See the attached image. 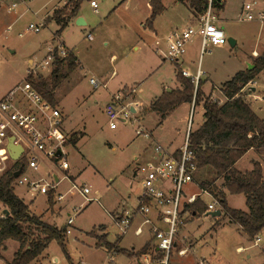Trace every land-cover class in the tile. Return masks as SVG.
Masks as SVG:
<instances>
[{
	"label": "rangeland",
	"instance_id": "1",
	"mask_svg": "<svg viewBox=\"0 0 264 264\" xmlns=\"http://www.w3.org/2000/svg\"><path fill=\"white\" fill-rule=\"evenodd\" d=\"M14 1L16 0H0V97L26 80L30 72L36 79L42 76L49 80L53 65L45 68H37V65L47 58L50 47L59 46L62 41L79 56L87 72L77 66L78 69L70 80L64 79L54 93L55 104L63 107L67 114L65 130L79 131L76 132L79 133V138L66 147L70 168L54 171L57 176L58 172L67 175V179H63L53 189V202L49 203V194L33 197L24 186L12 183L15 193L29 205L30 212L41 216L47 223H56L62 227L67 225L70 214L74 218V223L67 226L71 232L66 233L68 254L72 262L60 244L53 240L38 264H106L109 252L100 243L105 240L119 243V236H123L122 245L127 248L119 244L123 248L121 252L115 248L111 251L129 257L117 255V263H130L136 257L133 253L137 250L134 249L140 248L149 234L136 235L134 225L126 233H122L116 212L136 203L144 177V171H139V166L153 159L157 140L179 147L184 142L190 116L194 129L203 118L202 110L198 106L191 109L189 104L182 103L154 131L156 139L138 135L136 132L138 121L135 116L150 130L160 124V114L156 112L151 115L155 111L146 106L159 94L161 87L175 86L177 82L176 63L170 59H167L165 66L153 71L157 60L162 59L160 54L167 51L165 41L157 38L153 29L156 25L163 29L171 26L184 29L189 15L187 8L182 5L170 8L166 14L164 10L156 17L152 28L134 22L135 19L129 17L130 11L119 5L121 0H97V11L90 1H84L80 14L87 23L79 25L74 20L60 34H56L59 25L50 19L57 8L62 9L67 5L68 0H31L29 5L19 1L18 7L10 10ZM250 1L253 0H227V11L221 13V16L229 19L221 27L228 39L237 38L238 42L234 46L227 42L221 47H211V51L202 55L201 63L204 70L208 71L205 77L209 78L204 88L208 91L213 84L228 80L238 70L248 69V62L254 66L255 59L264 54V20L259 17V12L264 8V0H257L253 11L254 19L237 20L244 2ZM199 19L198 14L192 16L196 23ZM44 20L46 24L40 32L27 29L30 23H42ZM10 25L12 28L8 30ZM89 32L92 33V38L88 37ZM199 43L200 41L192 47L187 44L186 53L183 55L186 60H194L195 65L199 61ZM135 44L139 45L138 49L134 48ZM91 77L101 80L106 86L95 87L90 83ZM137 82L141 83V88L137 89L136 96L146 106L141 105L132 119L121 122L115 129L111 128L105 113L107 103L118 91L125 94L127 103L131 102L130 88L122 87L135 86ZM253 87L257 90H253ZM220 88L221 85L211 92L212 98L225 99ZM247 89L250 92L246 94L249 101L261 96L259 100L253 101L252 106L264 118V69L247 85ZM137 155L139 157L135 159ZM49 173L51 164L43 161L37 171L30 170L28 175L33 177L39 174L48 180ZM214 176L213 171L204 168L197 178L199 181L213 180ZM70 180L89 186L88 196L85 198L77 191H69ZM187 188L195 190L196 185L190 184ZM60 193H66L61 201L58 200ZM206 200L209 201V197ZM229 201L238 208L247 207L243 194L230 195ZM75 207H81V210L76 212ZM5 208L0 203V217L2 209ZM212 220L203 218L199 232L207 231ZM212 233L214 238H207L196 251L200 258H207L211 264H264L263 243L261 242V246L255 245V240L238 229L236 223H226ZM261 233L264 234V229L259 232L260 235ZM208 236H211V231ZM7 245L5 251L0 246V254L4 252L5 257L10 258L19 242L10 239ZM239 246L245 248L239 251ZM179 257L177 249L173 250L171 264H181ZM188 257L193 256L189 253ZM0 264H3L1 256Z\"/></svg>",
	"mask_w": 264,
	"mask_h": 264
},
{
	"label": "built area",
	"instance_id": "2",
	"mask_svg": "<svg viewBox=\"0 0 264 264\" xmlns=\"http://www.w3.org/2000/svg\"><path fill=\"white\" fill-rule=\"evenodd\" d=\"M19 1L29 5L31 0H16L9 9H16ZM256 3L257 0L244 2L243 19L255 18L253 11ZM90 4L96 11L98 10L97 0H90ZM259 17L264 20V8L259 12ZM217 21L216 7L213 0H209L206 11L195 25L182 30L175 29L171 33L166 58L178 63L194 36L201 37V56L211 51L212 46L229 42L224 29ZM45 24L46 20L42 23H30L27 29L37 33ZM11 28L10 25L8 30ZM70 52L62 42L59 46L50 47L47 58L41 61L37 68L53 65L57 56L66 57ZM179 70L190 78L196 87L198 86L203 74L200 67L195 74L185 69ZM90 83L95 87L106 86V83L94 77L90 78ZM132 107L136 110L133 111ZM139 107L140 105L127 103L122 91L113 94L105 107L110 127L115 129L121 122L132 119ZM135 118L138 121L137 134L153 137L152 131L147 129L140 119L136 116ZM64 123L65 117L59 105L44 98L31 80L26 78L8 90L0 97V176L22 168L13 184L24 186L33 197L38 194H49L52 189L57 188L63 179H67V175L58 172L57 176L54 171L56 169L65 171L70 168L66 147L72 143L74 135L65 130ZM192 123L190 116L184 142L179 149L172 151L156 142L153 159L139 166V171H144V177L136 203L130 208L116 212L117 223L122 233H126L134 225L136 235L149 234L148 251L127 264H171L173 250L177 249L180 256L186 255L190 250V245L183 243L179 247L178 240L183 228L196 217L192 205L209 197L204 212L222 210L219 201L208 189L200 187L197 191H192L187 188V185L195 181L199 170L197 152L191 145ZM11 144L22 147L18 159L12 157ZM43 161H49L51 164L48 180L39 174L33 177L28 175L30 170L37 171ZM69 191H77L86 198L90 193V187L71 181ZM65 196L66 193H60L58 200L61 201ZM74 210L79 212L81 207H75ZM73 222L74 218L70 214L67 225ZM67 233H70L68 227ZM254 240L255 245H259L263 238L258 234ZM116 254L117 252H112L106 264H122L116 262ZM200 263L204 264L205 261L202 259Z\"/></svg>",
	"mask_w": 264,
	"mask_h": 264
},
{
	"label": "trees",
	"instance_id": "3",
	"mask_svg": "<svg viewBox=\"0 0 264 264\" xmlns=\"http://www.w3.org/2000/svg\"><path fill=\"white\" fill-rule=\"evenodd\" d=\"M84 1L89 0H68L67 5L62 9H56L50 19L55 20L59 25L56 34H60L79 14ZM177 1L186 4L194 15L198 14L201 17L206 11L209 0ZM213 3L217 10H222L225 5L222 0H213ZM150 5L152 13L144 25L153 28L154 20L163 13L165 5L163 0H150ZM77 66L78 58L75 53L70 52L66 57H56L49 80L42 76L36 79L32 73L28 74L27 79L32 81L44 98L55 104L56 89ZM263 69L264 54L255 59L253 68L240 70L231 79L223 82L220 90L226 98L225 101L204 96L201 81L196 87L190 78L177 69V78L183 84V88L164 91L150 105V110L160 114L162 122L182 103L203 102L204 122L200 127L192 130L191 145L197 152L199 167H210L215 176L213 180L202 181L201 186L208 189L219 201L223 211L220 218L228 217L232 222L239 224L252 239L264 229L263 168L259 161H254L252 170L242 172L236 167V162L250 149L264 153V118L257 114L246 97V94L250 93L247 85L254 81ZM76 136L73 135L72 143L77 141ZM219 178L223 179L221 187L216 184ZM14 180L12 171L0 176V203L9 210L7 216L0 217V245L7 239H15L20 243L10 264H30L53 240L60 244L72 262L68 254L67 227L47 223L41 216L32 214L29 205L15 193L12 185ZM224 188L233 194H244L248 211L230 207ZM53 197L52 189L49 193V202H53ZM192 207L196 216H200L207 204L198 201ZM101 242L100 245L108 250L112 248L119 252L123 250L117 242L109 240ZM147 247L148 245L134 252V256L145 253Z\"/></svg>",
	"mask_w": 264,
	"mask_h": 264
},
{
	"label": "crops",
	"instance_id": "4",
	"mask_svg": "<svg viewBox=\"0 0 264 264\" xmlns=\"http://www.w3.org/2000/svg\"><path fill=\"white\" fill-rule=\"evenodd\" d=\"M65 1V0H64ZM90 1V0H89ZM222 1H224V3H225V5H224V8L222 9V10H217L216 9V14H217V18H218V24L220 25V26H223L224 25V21L225 20H228L229 18H226L225 16H221V13H223V12H226L227 11V0H222ZM163 3H164V5H165V14L168 12V10L170 9V8H178V7H180L181 5L182 6H184V7H186L187 8V11H188V13H189V15H188V18H187V26H185L184 28H187V27H189V26H191V25H195L196 24V22H194L193 20H192V16L194 15L193 13H192V11L190 10V8L186 5V4H184V3H180V2H178L177 0H163ZM119 5H122V7L123 8H126L128 11H130L129 13H130V16L129 17H132V18H134L135 19V21L134 22H140V23H142V25L143 26H145L144 24H145V21L150 17V15H151V13H152V7H151V5H150V0H121L120 2H119ZM244 5V4H243ZM243 5H242V7H241V10H240V12H239V15H238V17H237V20L238 21H241V20H246V19H243V16H244V12H243ZM142 6V7H141ZM116 7H118V6H115V8ZM114 8V9H115ZM79 17H82V19L85 21L84 22V24H79V25H85L87 22H86V20L84 19V17L83 16H81V14H80V11H79V14L76 16V17H74L71 21H70V23L71 22H73L74 20H78V18ZM158 20V19H157ZM157 22V21H156ZM69 23V24H70ZM68 24V25H69ZM78 24V23H77ZM172 28V30H170ZM175 29H178L177 27H169V28H167V29H163L162 27H158L157 25L155 26V28L153 29L154 30V32H155V36L157 37V38H159V39H161V41L162 40H164L165 41V43H166V50H167V47H168V40H169V36L171 35V33L175 30ZM89 33H90V35H89ZM88 33V37L89 38H92V33L91 32H89ZM234 37H237V36H234ZM235 41H236V43H235V45L237 44V42H238V40H237V38H233ZM159 41V40H158ZM163 41V42H164ZM200 41V45H199V61H198V63H197V65H195L194 64V60H186V58L185 57H182V59L178 62V63H176L175 64V73H176V85L175 86H167V87H165V86H163V87H161L160 88V92H159V94H157L152 100H151V102H150V104H149V106H146L141 100H139V98H137V96H136V93H137V89L139 90L140 88H141V86H140V82H137L136 83V85L135 86H129V85H124L122 88H124V87H128V88H130V91H129V93L132 95L131 96V103H133V105H140V107H141V105L143 106H146V107H150V105L154 102V101H156L163 93H164V91H169L168 89H170V90H172V89H182L183 88V84L178 80V78H177V73H178V70L177 69H185V70H187V71H189L190 73H193V74H195L196 72H197V70H198V68L200 67V69L202 70V72H203V74L201 75V77H200V81H201V90H202V92H203V94H204V96H211L210 94H211V92L212 91H216L217 90V87H219V85H222V83L223 82H225V81H223V82H221V83H219V84H213V86H212V89L211 90H206L204 87H205V84H206V81L209 79L208 78V76L207 77H205L206 75L205 74H208V71L207 70H204V67H203V64L201 63V55H200V49H201V37L200 36H194L193 37V39H192V41H190L188 44H189V46L190 47H192L194 44H196L197 42H199ZM62 43H64V45H65V47L69 50V51H71V52H73L74 53V51H72L69 47H67L66 46V44H65V42L64 41H62ZM225 45V44H224ZM221 46H223V45H216V47H221ZM212 47H215V46H212ZM134 48L135 49H138L139 48V45L138 44H135L134 45ZM164 49V48H163ZM163 51V50H162ZM162 53V52H161ZM167 53V51H163V54H160V56L162 57V61L161 60H157V62H156V64H155V68H154V70L153 71H156V70H158V69H160V68H162L163 66H165L166 64H167V58H166V54ZM76 54V53H75ZM76 56H77V58H78V67H82L84 70H85V64L83 65V63H82V61L80 60V58H79V56L76 54ZM181 62V63H180ZM182 63H183V65H182ZM250 62H248V64H249ZM78 67L66 78V80L65 81H69L70 80V78L72 77V75L77 71V69H78ZM152 69V68H151ZM246 68H242V69H240V70H245ZM240 70H238V71H240ZM237 71V72H238ZM85 72H86V70H85ZM236 72V73H237ZM87 73V72H86ZM235 73V74H236ZM234 74V75H235ZM233 75V76H234ZM232 76V77H233ZM231 77V78H232ZM231 78H229V79H231ZM228 79V80H229ZM64 81V82H65ZM227 81V80H226ZM255 90H257L256 88H254ZM222 93V92H221ZM5 94V93H4ZM3 94V95H4ZM115 94V93H114ZM225 97V96H224ZM224 97H221V98H224ZM260 97L261 96H258V97H256V98H254L253 99V101H255V100H259L260 99ZM226 99V98H225ZM225 99H220L221 101H225ZM248 99V98H247ZM253 101L251 100L250 101V103H251V106H252V103H253ZM186 104H189L190 106H191V109L195 106V108L198 106L201 110H202V120H201V122H199L198 123V126L195 128V129H197L198 127H200L201 125H202V123L204 122V106H203V102H201L200 104H196L195 103V101H193L192 103H190V102H185ZM61 108V110L63 111V114H64V117H65V121H66V117H67V114H66V112H65V110H64V108L63 107H60ZM252 108H253V106H252ZM254 109V108H253ZM156 112H153V113H151V115L152 114H155ZM258 114V113H257ZM159 115V114H158ZM157 115V116H158ZM170 114H168L167 115V117L169 116ZM166 117V118H167ZM165 118V119H166ZM263 118V117H262ZM189 120V119H188ZM164 121V120H163ZM163 121L161 122L160 121V124H158V126L157 127H155V128H151V130H153V137H154V139H156V137H155V134H154V131L159 127V126H162L163 125ZM193 124H194V122L192 123V130H195L194 128H193ZM188 125V124H187ZM186 129H187V127H186ZM76 132H79V131H76V130H72L70 133H74V134H76L77 136H76V138H79V133H76ZM186 133V132H185ZM77 140V139H76ZM158 141V140H157ZM158 142H160V141H158ZM161 144H163L164 146H166V147H168L170 150H177V149H179L180 147H181V145L179 146V147H172V144H169L168 142H166L167 144H165V143H162V142H160ZM139 156L137 155V156H135L134 158L135 159H137ZM254 161H259L260 163H261V165H262V168H263V181H264V154L263 153H260V152H258L257 150H255V149H250V150H248L247 152H246V154H244V156H242L237 162H236V167L239 169V170H241L242 172H246V171H250V170H252L253 169V167H254ZM204 168H209V169H211L210 167H208V166H205V167H202V168H200L199 167V170H198V172H197V174H196V177H195V181L192 183V184H194V185H196V189L195 190H192V191H197L200 187H202L201 186V183H202V181H204V180H202V181H199L198 180V175H199V172L202 170V169H204ZM212 170V169H211ZM210 170V171H211ZM213 171V170H212ZM72 176H75L74 174H71ZM77 177V176H76ZM216 184L217 185H219L220 187L222 186V184H223V179L222 178H219V179H217L216 180ZM225 189V191H226V193H227V202H228V205L230 206V207H232V208H237V209H242V210H244V211H248V206H247V204H246V206L247 207H245L246 209H244V208H238V207H236V206H233L231 203H230V201H229V196L230 195H234L233 193H230L226 188H224ZM244 195V194H243ZM36 197V196H35ZM244 198H245V203H246V196L244 195ZM32 200H34V198L32 199ZM209 200H210V198H209ZM48 201H49V199H48ZM207 201L208 200H206L205 199V203H207ZM50 203V202H49ZM134 205V204H133ZM51 208V207H50ZM53 208V207H52ZM123 208H126V207H123ZM122 208V209H123ZM3 210H5V209H2V212H3ZM208 213L209 212H203L200 216H196V218L194 219V220H192L191 222H189L184 228H183V230H182V232H181V234H180V237H179V240H178V245H179V247L180 246H182V243H183V245H190V250L188 251V253L186 254V255H184V256H180L179 258L181 259L180 261H181V264H188L189 262H193L194 264H201L200 262H201V260L203 259H205V263L204 264H211V262L209 261V260H207V258H200L199 256H197V254H196V251L205 243V241H207V238H214V234L212 233V232H215V231H217V229L219 228V227H221L222 225H225L226 223H234V222H232L228 217H226V218H220L222 215H223V211H222V215L221 216H219V217H212V216H210V215H208ZM37 215V214H36ZM1 216H3L2 215V213H1ZM211 218V219H213L212 220V225H211V227L207 230V231H202V232H199V228H200V226H201V222H202V219L203 218ZM42 218V217H41ZM74 223V222H73ZM72 223V224H73ZM195 223H198V225H194ZM51 224H55V225H57L56 223H51ZM71 224V225H72ZM194 225V226H193ZM214 225V226H213ZM238 225V229H240L242 232H244L242 229H241V227H240V225L239 224H237ZM58 226V225H57ZM64 226H68V225H64ZM63 227V226H62ZM211 231V236L209 237H207V234L209 233ZM70 232H71V230H70ZM245 234H247L246 232H244ZM107 234V233H106ZM248 235V234H247ZM249 236V235H248ZM261 236H262V238H263V240L261 241L262 243H263V245H264V234H262L261 233ZM108 237V236H107ZM148 239H149V237L148 238H146V240H145V243L140 247V248H135V247H133V248H135L134 250H137V251H139V250H141L144 246H146V245H148V247H147V250L146 251H148V249H149V242H148ZM250 239H252V238H250ZM255 238H253L252 240H254ZM9 240L10 239H7V240H5L4 241V243L2 244V245H0V246H3L4 247V251L8 248V245H7V243L9 242ZM97 240V239H96ZM118 245L120 244V246H122V247H124V248H127V247H125V246H123L122 245V240H123V236H119L118 237ZM97 242V241H96ZM112 242V241H111ZM261 242H260V244H259V246H261ZM97 244V243H96ZM97 246H98V244H97ZM100 246V245H99ZM19 247H20V243H19V245L17 246V248H16V250L14 251V253H13V255L10 257V258H7V257H5V255H4V252L2 253V254H0V256H1V259H3V264H10L11 263V261L13 260V257H14V254L16 253V251L19 249ZM105 247V246H104ZM106 248V247H105ZM245 247H242V246H239L238 247V250L240 251V250H243ZM107 249V248H106ZM128 249H130V248H128ZM46 250V249H45ZM45 250H44V252H45ZM107 251L109 252V255H111V253H112V251L111 250H108L107 249ZM44 252L39 256V257H37L36 259H34L30 264H34V263H40V261H39V259H41L43 256H44ZM189 253H191V255L193 256V257H188L187 258V256H188V254ZM117 255H124V254H116L115 255V257L117 256ZM142 255V254H141ZM141 255H139V256H136V257H141ZM124 256H126V255H124ZM126 257H128V256H126ZM129 258V257H128ZM108 259H109V257H108ZM108 262V261H107Z\"/></svg>",
	"mask_w": 264,
	"mask_h": 264
},
{
	"label": "water",
	"instance_id": "5",
	"mask_svg": "<svg viewBox=\"0 0 264 264\" xmlns=\"http://www.w3.org/2000/svg\"><path fill=\"white\" fill-rule=\"evenodd\" d=\"M84 22L85 21L82 19V17H79L78 20H77L78 24H84ZM228 41L233 46L236 43V41L232 37H230L228 39ZM248 65H249L248 66L249 69L253 68V65L251 63H249ZM168 90H170V89H168ZM253 90H255L254 87H253ZM132 110L135 111L136 109L134 107H132ZM11 150H12V157H14L15 159H18V157L20 156V154L22 152V147L20 145H12L11 144ZM58 154H60V151L58 152ZM21 171H22V168H20L17 171H15L14 172V177H18L19 174L21 173ZM8 214H9V210L8 209L3 210V212H2L3 216H7ZM208 215H210L212 217H219V216L222 215V210L221 209H217L215 211H211V212L208 213Z\"/></svg>",
	"mask_w": 264,
	"mask_h": 264
}]
</instances>
